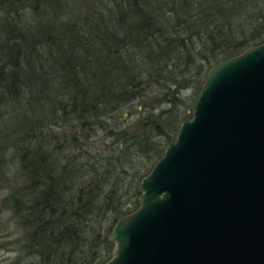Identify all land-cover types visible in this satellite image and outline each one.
I'll list each match as a JSON object with an SVG mask.
<instances>
[{"label":"trees","instance_id":"trees-1","mask_svg":"<svg viewBox=\"0 0 264 264\" xmlns=\"http://www.w3.org/2000/svg\"><path fill=\"white\" fill-rule=\"evenodd\" d=\"M262 42L264 0H0V143L28 182L11 264L106 263L104 222L139 207L209 69Z\"/></svg>","mask_w":264,"mask_h":264},{"label":"water","instance_id":"water-1","mask_svg":"<svg viewBox=\"0 0 264 264\" xmlns=\"http://www.w3.org/2000/svg\"><path fill=\"white\" fill-rule=\"evenodd\" d=\"M104 264H264V42L212 66Z\"/></svg>","mask_w":264,"mask_h":264},{"label":"rangeland","instance_id":"rangeland-1","mask_svg":"<svg viewBox=\"0 0 264 264\" xmlns=\"http://www.w3.org/2000/svg\"><path fill=\"white\" fill-rule=\"evenodd\" d=\"M192 105L190 106V108L193 114ZM135 111L136 107H131L125 111L124 116L128 117L129 113L131 112V117L135 120L138 112ZM101 136L102 135L99 132L95 138L100 139ZM1 143L7 144V146L12 145V147L8 151L0 155V264H11V262L17 256L18 252L16 249L17 246L13 244V241L18 235H21L23 231L21 220L16 215L15 208L13 207L14 202L12 196L13 194H17V196H20L22 193H24L28 182L23 177V173L19 164H17L15 161H12L15 150L13 149L14 143H11V141H7L3 138L1 140ZM113 220L114 215L111 214L109 218H107L104 222V228L106 229V232H112L116 222L118 221L117 220L116 222H114Z\"/></svg>","mask_w":264,"mask_h":264}]
</instances>
